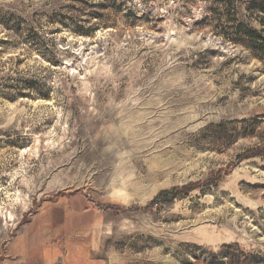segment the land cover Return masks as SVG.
Segmentation results:
<instances>
[{
	"label": "rangeland",
	"instance_id": "rangeland-1",
	"mask_svg": "<svg viewBox=\"0 0 264 264\" xmlns=\"http://www.w3.org/2000/svg\"><path fill=\"white\" fill-rule=\"evenodd\" d=\"M262 1L0 0V224L50 213L59 264H264Z\"/></svg>",
	"mask_w": 264,
	"mask_h": 264
},
{
	"label": "crops",
	"instance_id": "crops-1",
	"mask_svg": "<svg viewBox=\"0 0 264 264\" xmlns=\"http://www.w3.org/2000/svg\"><path fill=\"white\" fill-rule=\"evenodd\" d=\"M49 216L50 213H37L32 218L34 222L30 220L15 229L0 224V264H59L65 242L63 235L50 234ZM79 257L71 264H82Z\"/></svg>",
	"mask_w": 264,
	"mask_h": 264
},
{
	"label": "trees",
	"instance_id": "trees-1",
	"mask_svg": "<svg viewBox=\"0 0 264 264\" xmlns=\"http://www.w3.org/2000/svg\"><path fill=\"white\" fill-rule=\"evenodd\" d=\"M258 12L264 14V1L258 3ZM243 30V31H241ZM234 34L238 37L242 34L244 38L249 40L250 48L257 54V56L264 61V32L256 30H246L242 25L238 24L235 27ZM168 193H161L158 198H164Z\"/></svg>",
	"mask_w": 264,
	"mask_h": 264
},
{
	"label": "built area",
	"instance_id": "built-area-1",
	"mask_svg": "<svg viewBox=\"0 0 264 264\" xmlns=\"http://www.w3.org/2000/svg\"><path fill=\"white\" fill-rule=\"evenodd\" d=\"M0 204H1V198H0Z\"/></svg>",
	"mask_w": 264,
	"mask_h": 264
}]
</instances>
